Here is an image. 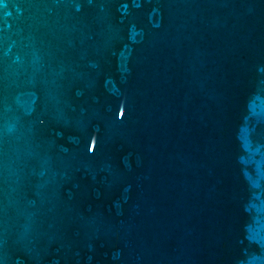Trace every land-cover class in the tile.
Returning a JSON list of instances; mask_svg holds the SVG:
<instances>
[{
	"label": "water",
	"instance_id": "water-1",
	"mask_svg": "<svg viewBox=\"0 0 264 264\" xmlns=\"http://www.w3.org/2000/svg\"><path fill=\"white\" fill-rule=\"evenodd\" d=\"M0 264H264V0H0Z\"/></svg>",
	"mask_w": 264,
	"mask_h": 264
}]
</instances>
